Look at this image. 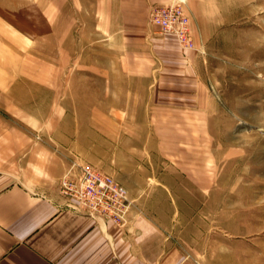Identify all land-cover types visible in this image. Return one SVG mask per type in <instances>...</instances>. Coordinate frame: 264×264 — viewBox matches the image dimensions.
Returning <instances> with one entry per match:
<instances>
[{
  "label": "rangeland",
  "instance_id": "374dc122",
  "mask_svg": "<svg viewBox=\"0 0 264 264\" xmlns=\"http://www.w3.org/2000/svg\"><path fill=\"white\" fill-rule=\"evenodd\" d=\"M95 1L0 0V114L56 137L64 173L87 164L151 196L198 260L264 264V0H193L190 97L150 110L146 77L120 73L134 46L97 26Z\"/></svg>",
  "mask_w": 264,
  "mask_h": 264
},
{
  "label": "crops",
  "instance_id": "0c3cea01",
  "mask_svg": "<svg viewBox=\"0 0 264 264\" xmlns=\"http://www.w3.org/2000/svg\"><path fill=\"white\" fill-rule=\"evenodd\" d=\"M169 2L188 6L193 0H96L92 11L106 35H118L134 46L136 64L126 63L120 73L146 77L149 110L183 107L174 105L171 95L185 87L190 97L187 78L197 53L181 48L173 36L158 35L149 22L151 6ZM189 8L196 40L197 16ZM162 118L165 124L174 121L168 111ZM20 120L0 114V264H206L167 233L156 218L151 196L130 192V220L121 227L69 208L58 181L72 157L56 145V137L55 147H48L54 138L45 131L32 132L25 125L29 122ZM140 186L171 184L150 180Z\"/></svg>",
  "mask_w": 264,
  "mask_h": 264
},
{
  "label": "built area",
  "instance_id": "2783aa9c",
  "mask_svg": "<svg viewBox=\"0 0 264 264\" xmlns=\"http://www.w3.org/2000/svg\"><path fill=\"white\" fill-rule=\"evenodd\" d=\"M149 22L160 34L173 36L181 48L196 49L190 18L180 2L151 6ZM59 191L66 205L77 213L119 227L129 220L131 201L126 188L93 166L69 168L59 180Z\"/></svg>",
  "mask_w": 264,
  "mask_h": 264
}]
</instances>
